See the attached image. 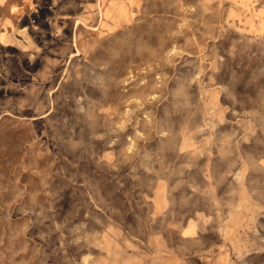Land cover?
Returning <instances> with one entry per match:
<instances>
[{"label":"rangeland","instance_id":"rangeland-1","mask_svg":"<svg viewBox=\"0 0 264 264\" xmlns=\"http://www.w3.org/2000/svg\"><path fill=\"white\" fill-rule=\"evenodd\" d=\"M0 264H264V0H0Z\"/></svg>","mask_w":264,"mask_h":264}]
</instances>
